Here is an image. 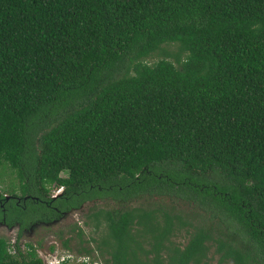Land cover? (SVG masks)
I'll return each instance as SVG.
<instances>
[{"label": "trees", "instance_id": "obj_1", "mask_svg": "<svg viewBox=\"0 0 264 264\" xmlns=\"http://www.w3.org/2000/svg\"><path fill=\"white\" fill-rule=\"evenodd\" d=\"M0 166L59 264H264V0H0Z\"/></svg>", "mask_w": 264, "mask_h": 264}, {"label": "rangeland", "instance_id": "obj_2", "mask_svg": "<svg viewBox=\"0 0 264 264\" xmlns=\"http://www.w3.org/2000/svg\"><path fill=\"white\" fill-rule=\"evenodd\" d=\"M179 46L175 43L163 45L162 49L165 51H168L170 53H175L178 51ZM164 58L162 53L158 51L155 53L152 57L147 59L148 63H153L158 61L159 59ZM170 61H173V58H167ZM18 179L16 177V174L14 171H12L8 166H0V189H2V193H6L8 189H11L10 186L13 184L15 186L14 190L16 194L19 196V190L18 188ZM57 189H51V195L55 196ZM59 192V191H58ZM157 204V203H153ZM94 203H88L81 207L79 211L71 213L68 217H65L59 221H54L52 223H49L48 225L38 223L33 225L28 229V232L23 233V236L21 237V240L19 242L20 248L24 249L25 243H31L36 247V252L38 257L42 260L43 264H58L65 258H70L69 262L74 263L81 262L82 258H75L72 257V254H75L78 241L75 236V232L72 231V228L75 226L82 227L85 230L84 239L87 240L89 238L90 232L89 229L86 228L83 223L86 221V215H88L91 211V209L94 207ZM98 205L107 207L108 209L112 208L114 205L112 203H98ZM133 204L132 206H134ZM96 206V205H95ZM190 209L192 211L193 208H184L183 213H186ZM31 226V225H30ZM2 235V231L0 233V236ZM13 235V234H12ZM7 241L10 240V237ZM66 239H72L71 241V247L73 248L74 252L72 254H68L67 250H64L62 248V240ZM186 235L185 232L181 231L180 234L177 235L176 238L173 240L176 243L183 244L185 242ZM11 244V243H10ZM95 258L94 256H91L92 259ZM73 258V259H71ZM100 263H103L100 258L96 259ZM73 261V262H72ZM217 257L215 256L212 261L209 262V264H216Z\"/></svg>", "mask_w": 264, "mask_h": 264}, {"label": "flooded vegetation", "instance_id": "obj_3", "mask_svg": "<svg viewBox=\"0 0 264 264\" xmlns=\"http://www.w3.org/2000/svg\"><path fill=\"white\" fill-rule=\"evenodd\" d=\"M1 190L2 189H0V233L2 231V235L0 236V240L2 239L7 241L8 238L6 237H10L8 243H11L13 246L15 244L19 245L23 233L28 232V229L33 225L42 222L33 221L26 223V226L21 227L22 222H18V220L16 219L18 213L17 214L11 213L12 208L19 209L20 211L23 210V212L27 216L28 215V212L26 210L27 200H29V198L31 199L34 198L29 197V195L23 196L21 191H19L20 195L18 196L15 190L13 191L12 188L8 189L6 193H2ZM62 191H63L62 188L57 189L56 195L52 196L50 194L49 199L54 200L57 196L61 195ZM42 224L48 225L49 223H42ZM24 245H26V243Z\"/></svg>", "mask_w": 264, "mask_h": 264}, {"label": "water", "instance_id": "obj_4", "mask_svg": "<svg viewBox=\"0 0 264 264\" xmlns=\"http://www.w3.org/2000/svg\"><path fill=\"white\" fill-rule=\"evenodd\" d=\"M71 213L72 212L65 214L63 218L68 217Z\"/></svg>", "mask_w": 264, "mask_h": 264}, {"label": "built area", "instance_id": "obj_5", "mask_svg": "<svg viewBox=\"0 0 264 264\" xmlns=\"http://www.w3.org/2000/svg\"><path fill=\"white\" fill-rule=\"evenodd\" d=\"M59 264V263H58Z\"/></svg>", "mask_w": 264, "mask_h": 264}]
</instances>
